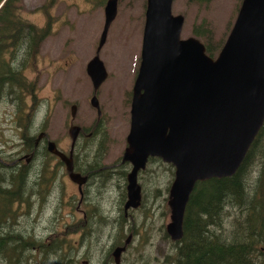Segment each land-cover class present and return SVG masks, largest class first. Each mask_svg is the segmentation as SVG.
Instances as JSON below:
<instances>
[{
	"label": "trees",
	"instance_id": "trees-1",
	"mask_svg": "<svg viewBox=\"0 0 264 264\" xmlns=\"http://www.w3.org/2000/svg\"><path fill=\"white\" fill-rule=\"evenodd\" d=\"M21 1L0 0V103L5 101L13 107L16 126L22 121L27 123V110L31 108H26V99L31 97L33 104L36 101L37 84L27 80L24 73L27 67L34 66L39 44L47 37L49 29L48 25L34 26L23 18ZM209 1L187 0L204 6ZM192 27L193 36L202 41L206 54L214 57L223 40H213L212 30L203 20ZM262 123L234 174L195 183L184 209L181 238L172 241L163 228L158 227L157 236L169 243L159 264H264V120ZM25 128L24 135L19 132V149L8 155H0L1 264H82L85 260L91 262L92 257L99 260L98 264H109L110 251L119 246L125 237L130 236V239L137 241L140 233L142 245L149 240L154 213L148 212V208L142 210L146 195L141 197L137 209L128 211L127 217L124 216L121 206L125 167L119 164V168L98 170L99 157L96 156L88 167L90 172L98 170L90 175L98 194L91 198L88 193L83 196L81 218L64 223L60 229L59 206L53 210V216L44 227L47 231L37 232L36 227L41 219L39 211L45 208L43 204L50 195L53 181L46 177L50 174L44 168L40 167V173L31 175L25 164H11L29 148L28 141L32 134ZM110 169L115 174L111 175ZM142 172L147 173L143 178L145 183L147 179L168 172L167 191L173 172L169 163H163L157 157L148 158ZM108 177L113 179L112 186L119 190L115 199L117 206L111 212L105 205L106 199L100 196L101 190L104 193L108 186ZM159 194L160 188L154 187L149 207L154 205ZM162 200L165 208L166 200ZM37 208L39 211L35 210ZM141 210L142 215L134 214V211ZM101 232L106 241L104 237L103 242L97 240ZM76 233L77 239H69ZM94 239L98 242L95 243ZM128 246H125V253ZM94 249L95 254L91 253ZM135 256L140 262L129 264H149L141 251ZM121 262L119 260V264Z\"/></svg>",
	"mask_w": 264,
	"mask_h": 264
},
{
	"label": "water",
	"instance_id": "water-1",
	"mask_svg": "<svg viewBox=\"0 0 264 264\" xmlns=\"http://www.w3.org/2000/svg\"><path fill=\"white\" fill-rule=\"evenodd\" d=\"M172 0H145L137 70L130 88L129 122L121 162L131 165L126 175L124 214L137 208L141 189L137 174L148 158L169 163L172 179L166 205L165 234L172 241L182 235V219L196 182L234 174L264 120V0H240L225 40L214 57L193 36L180 38L183 16L171 13ZM117 0H105L101 34L86 76L96 91L106 78L98 51ZM89 103L97 108L96 94ZM69 115L74 118L75 106ZM71 145L78 127L69 128ZM43 134V133H42ZM38 136V138H40ZM47 151L60 157L69 180L77 187L85 175L73 172L71 157L47 141ZM111 250L113 264L130 243Z\"/></svg>",
	"mask_w": 264,
	"mask_h": 264
},
{
	"label": "rangeland",
	"instance_id": "rangeland-1",
	"mask_svg": "<svg viewBox=\"0 0 264 264\" xmlns=\"http://www.w3.org/2000/svg\"><path fill=\"white\" fill-rule=\"evenodd\" d=\"M48 1H21L23 10L21 16L23 18L32 22L34 26H49L47 37H44L39 44L34 66L25 69L24 77L37 84L36 97L34 98L36 101L33 104L32 98H27L26 106L31 108V110H27L29 118L33 117L37 125L40 122L45 124V132H47L49 140H54L63 150H66L70 144L67 131L68 123L73 121V124L87 128L97 119L95 109L88 101L92 95V83L85 74V65L93 57L94 50L98 46V37L104 22L103 4L105 0L103 2L53 0L51 5L47 6ZM144 3L145 0H117L115 19L110 23L104 44L98 51V56L106 68L105 81L96 91L102 126L106 130L107 139V145L102 150L104 152L99 160L101 165L103 163L114 164L116 160L118 161L126 145L124 138L129 131L127 99L130 96V88L139 60ZM171 4V13L184 17L180 38L193 36L192 26L203 20L206 26L212 30L211 38L216 41H224L240 1L210 0L204 6L189 3L187 0H172ZM70 105L77 107L73 119L69 115ZM33 107L36 108V111ZM14 111L9 103L5 101L0 103V155L3 156L15 152L20 146L21 135L15 127L17 122ZM22 124L26 126L27 123L22 121ZM142 171L143 169L136 176L141 189V197L146 195L145 206L142 210L148 208V212L154 213L150 224L149 240L147 239L148 241L146 240L142 245L140 233L137 241L132 238L126 249L127 252L121 254V257L124 256L121 264L140 262L139 258L135 256L139 251L142 252L143 257L147 258L146 261L149 264H159L162 256L168 250L167 240L160 239L156 233L158 227L165 230V224L168 221V208L167 205L163 208L162 200L166 199L165 186L169 180L168 172L159 174L157 178L147 179L145 183L143 178L147 173ZM59 176L62 178L59 179L58 186L55 183L52 189L54 194L50 193L48 196L43 204L45 207L43 211L35 209L41 214V219L36 227L37 232L47 231L44 227L48 225L50 216H53V210L59 206L58 213L61 218L58 220L60 222L58 226L60 229L64 223L69 224V222L81 218L84 204L79 202L75 183L73 184L68 178H65L63 173ZM154 187L160 188V194L155 198L154 205L149 207V204H152ZM112 194L108 195L105 200V205L110 209V212L117 206L116 196ZM77 202L81 204L77 208L78 211L75 210ZM142 210L134 211V214L142 215ZM103 237L101 232L100 236L96 238L103 242L105 240V237L104 240L102 239ZM77 238V233L69 237V239ZM94 241L98 242L95 239ZM138 242L141 243V247ZM82 252L86 253L85 249H82ZM91 253H97L96 249ZM85 261L87 264H98L99 262L96 257H92L91 262ZM109 264H113L112 259Z\"/></svg>",
	"mask_w": 264,
	"mask_h": 264
},
{
	"label": "flooded vegetation",
	"instance_id": "flooded-vegetation-1",
	"mask_svg": "<svg viewBox=\"0 0 264 264\" xmlns=\"http://www.w3.org/2000/svg\"><path fill=\"white\" fill-rule=\"evenodd\" d=\"M50 1L51 0H49L48 2H50ZM96 91H94V92L92 91L91 96H93L94 94H97ZM90 97H89V99H90ZM129 98H130V96H128V99H127L128 104H129ZM89 99H88V101H89ZM27 106H26V108H27ZM129 107H130V104H129ZM129 107H128V111H129ZM94 109H95V114H96L97 119L95 121H93L89 125V127H87V128L82 127L81 128L80 126L73 124V121H70L68 123L67 131L69 130V128H71L73 126V127H78V132H77V134L73 140L74 144L71 145V143L69 142L70 144H69V146H67L66 150H63L58 144H56V142L54 140L53 141L49 140V138L47 137L48 134H47V132H45V128H46L45 124H42V122H40V124L37 125V124H35V120L33 117H32V119H30L29 118L30 115L27 116L25 118V120H27L26 126L24 124H19L18 126H16V124H15V127L17 128V131L21 133V135L25 134L24 133V127H26L25 130L27 132L28 131L31 132V134H32L31 140L28 141L29 148L26 149L27 152H24V153H21L20 155H18L17 161H15V162L12 161L11 164H16L17 162L25 164V168L28 170V174H31V175H34L36 173H40L41 172L40 169L44 168L45 172L47 174H50L49 176H46V177H50V179L53 181V184L50 186V192L49 193L54 194L52 192V189L55 186V183L58 186V184H59L58 181H59V179L62 178L59 175L63 173V175L65 174V178H68V176L66 175V168L64 167V164L60 160V157L56 156V155H52V154H50V152L47 151V149H46L47 144L46 143L49 140L50 142H52L56 145L55 146L56 149L58 151H60L64 156L71 157L70 159H71V164L73 167V172H75L78 175L80 174V175L86 176L87 180L85 182H83L79 186V188L75 184L76 191L79 194V202L81 201L83 196L85 197V195L87 193H88L87 195L89 196V198H91L92 196L95 197V195L98 194V191L93 186L94 181L92 179H90L91 173L94 172L95 170H92V172H90L88 165L94 162V160H93L94 156L99 157V160H100L102 153L104 152V151L102 152V150H104L105 149L104 147H106V145H107L106 144L107 139H106V133H105L106 130L103 129V126H102L101 112L97 116V110H96L97 108L94 107ZM99 111H100V108H99ZM128 116H129V113H128ZM129 119H130V116H129ZM129 119H128V122H129ZM68 134H69V131H68ZM40 135H41V137L38 138V136H40ZM44 157H48V158H44ZM120 157H122V155L119 156L118 161L116 160L114 164L106 165L105 163H103L101 165L99 162V166L101 168L99 167L98 170H103V169H108V168L115 169V168L120 167L119 164L124 165L123 166V167H125V169L123 168L124 178H125L124 186H123L124 199L122 201L123 204L121 206V209H122L123 214H124L123 206L125 203L124 202L125 196L127 194V190H125L126 181H127L126 175L128 173V170L131 168V165H129V163H126V162H124V163L121 162ZM96 163H98V162H96ZM43 166H45V167H43ZM145 167H146V165H145ZM112 169L109 170L111 175L115 174V172ZM98 170H96V171H98ZM108 179H109V181L106 182L108 184L107 188L104 190V193H103V190H101L102 192L100 194V196L101 197L103 196V198H105V199L108 195H111L112 193H113L112 195H115L117 197V195L119 193V190L116 187L112 186L113 179L111 177H108ZM71 182L73 184L75 183L73 181H71ZM79 202L76 203L77 204L76 205L77 207H75L76 211H78L77 208H79L81 205ZM112 210L114 211L115 209L112 208ZM130 210H133V209H129L128 211H130ZM128 211H126V214ZM124 216H126V215L124 214ZM106 236H108V238L110 239V235H108L106 233ZM124 242H125V239L122 241V243L119 246L123 245ZM128 244H126V245H128ZM119 246H116L115 248H117ZM121 254H125V251L123 250V252ZM121 254L119 256V260L122 261V259L124 260V256L121 257ZM110 257H111V255H110ZM111 259H112V257H111ZM82 264H87V263L85 261H83Z\"/></svg>",
	"mask_w": 264,
	"mask_h": 264
}]
</instances>
